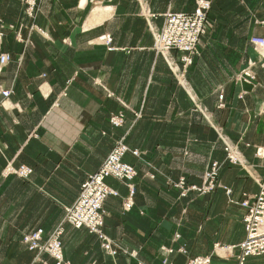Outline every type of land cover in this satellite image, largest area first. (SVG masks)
I'll return each mask as SVG.
<instances>
[{"label": "crops", "instance_id": "0c3cea01", "mask_svg": "<svg viewBox=\"0 0 264 264\" xmlns=\"http://www.w3.org/2000/svg\"><path fill=\"white\" fill-rule=\"evenodd\" d=\"M195 1L38 0L30 17L19 0H0V54L12 57L0 66V89L12 90L0 94V264H55L28 250L23 235L61 225L119 139L140 152L124 157L138 172L134 204L124 209L129 189L109 177L119 195L105 201L104 231L137 256L110 255L87 228L64 223L65 264L236 263L246 237L240 202L259 193L264 177L255 155L264 147V58L250 42L264 38V0H211L199 54L185 67L181 52L154 51L152 28H162L167 11L193 12ZM106 34L109 45L100 40ZM250 62L255 81H237ZM119 113L116 127L110 119ZM222 137L252 175L226 162ZM212 160L222 163L218 179L230 193L182 196L174 184L200 186ZM10 161L31 167L30 178L5 175ZM216 247L233 249L221 257ZM246 264H264V254Z\"/></svg>", "mask_w": 264, "mask_h": 264}, {"label": "built area", "instance_id": "2783aa9c", "mask_svg": "<svg viewBox=\"0 0 264 264\" xmlns=\"http://www.w3.org/2000/svg\"><path fill=\"white\" fill-rule=\"evenodd\" d=\"M26 6V13L34 17L39 10L38 0H19ZM211 0H196L195 9L191 13H181L167 11L164 14V24L160 30L152 28L154 38V50L165 55L167 52L177 50L182 53L181 61L183 65L189 66L192 64L193 56L199 54V44L201 38L206 34L209 27L208 13L211 9ZM149 16L154 17L151 14ZM264 24V21L261 22ZM1 25V24H0ZM3 33L0 31V40ZM101 42L109 45L111 36L109 34L100 37ZM251 44L256 51H259L261 57L264 58V38L253 37ZM11 57L9 54H0V66L9 63ZM255 62H250L243 69L237 78L239 82L253 83L256 76L253 72ZM0 94L8 98L12 94V90L0 89ZM221 100L223 95L220 96ZM223 105L222 102L220 104ZM140 116V113H136ZM124 122L122 113L113 115L110 123L113 126H121ZM224 151L226 154V162L239 165L246 169L251 175L246 163L242 157V153L238 146L224 137L221 138ZM131 152L135 156H139L138 150H131L123 141H117L103 161L99 169L87 175L86 180L81 184L80 192L74 203L65 208V218L61 225H58L51 233L46 234L44 229L38 228L32 232L25 233L21 239L22 244L30 251H35L38 254L46 253L55 264H65L64 251L62 243V235L64 233V223L81 228L85 227L90 233L95 234L102 243L104 251L110 255H116L119 251L128 253L135 257L137 251H129L122 247L119 243L111 239L104 231L106 212L104 204L109 196H118L119 192L112 188L108 183L109 177L115 178L127 185L129 196L125 199L124 209H130L134 204L133 196L135 194V179L138 172L134 166L124 160L125 155ZM255 155L259 158H264V147H256ZM222 163L217 160L210 161L203 173L202 184L187 185L184 178L174 184L175 187L181 190V195L185 196L189 191H197L200 194H212L217 188L223 187L218 179ZM33 173V169L26 165L15 167L13 161L8 162L4 174H14L18 177L28 180ZM260 186L259 193L255 195H246L240 202L246 212L243 217L245 224L246 237L239 245L240 253L237 256L235 264H246L247 258L250 256H259L264 254V177L256 179ZM228 193L230 190L226 187ZM224 251L223 254L218 253L219 250ZM233 247H216V253L221 257L231 254ZM171 254L173 249H166ZM180 253H187L184 247L178 250ZM43 264H48L43 261ZM163 264H171L167 260ZM189 264H212L210 256H198L189 260Z\"/></svg>", "mask_w": 264, "mask_h": 264}, {"label": "rangeland", "instance_id": "374dc122", "mask_svg": "<svg viewBox=\"0 0 264 264\" xmlns=\"http://www.w3.org/2000/svg\"><path fill=\"white\" fill-rule=\"evenodd\" d=\"M138 2L140 1V0H137ZM141 1H143V0H141ZM28 15V14H27ZM29 16V15H28ZM31 17V16H30ZM209 18V17H208ZM154 39V38H153ZM202 39V38H201ZM200 45V44H199ZM153 49H154V43H153ZM199 49V48H198ZM155 51V50H154ZM157 53V52H156ZM6 54H8V53H6ZM159 54V53H158ZM10 55V54H9ZM10 57H11V55H10ZM11 60H12V57H11ZM10 60V61H11ZM120 114V113H119ZM123 114V113H122ZM117 115V114H116ZM124 123V122H123ZM123 141L124 142V140L123 139H119V140H117V141ZM125 143V142H124ZM115 145V144H114ZM114 147V146H113Z\"/></svg>", "mask_w": 264, "mask_h": 264}]
</instances>
